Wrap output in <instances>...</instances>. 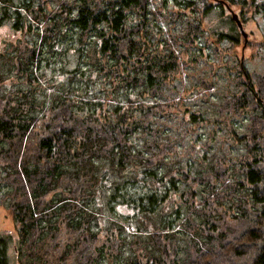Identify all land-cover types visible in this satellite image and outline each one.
I'll return each mask as SVG.
<instances>
[{
  "label": "trees",
  "instance_id": "1",
  "mask_svg": "<svg viewBox=\"0 0 264 264\" xmlns=\"http://www.w3.org/2000/svg\"><path fill=\"white\" fill-rule=\"evenodd\" d=\"M219 1L239 7L242 22L245 11L252 7L255 13L264 14V0ZM10 2L0 0L1 11H8ZM165 4L192 13L186 21L185 13L171 12L170 24L187 25L176 40L160 39L165 29L160 27L162 14L151 7L153 0H78L77 8H65L64 14H58L59 20L43 14L48 33L43 44H48L47 49L54 45V39L48 40L58 22V30L69 26L79 32L77 48L82 59L68 72L67 83L55 84L56 91L45 101H38L34 95L43 84L36 74L40 50L35 43H30L34 47L25 55L23 46L14 55L8 50L0 55L9 66L7 72L18 82L15 85L25 84L9 92L0 86L4 92L0 91V184L5 186V206L19 237L20 264H115L122 246L121 221L129 225L142 211L150 213L145 205L161 203L168 186L176 188L174 182L179 176L186 181L187 170L167 159L174 152L173 143L156 140L167 132L153 123L150 115L155 106L144 105L141 97L154 98L169 84L181 62L175 46H193L194 39L202 34L199 16L215 5L207 0H163L162 9ZM220 4L216 6L220 8ZM19 25L16 18L14 28ZM57 33L66 37L63 31ZM35 34L40 36L38 31ZM218 35L229 43L238 40L236 35ZM238 70L233 79L235 93L218 105V114L239 143L237 161L245 185L239 183L246 188L251 217L223 229L218 222L201 223L204 239L195 233L187 255L171 264H264V78L240 67ZM240 73L244 77L238 78ZM97 83L98 94L94 88ZM121 95L124 103L119 100ZM195 115H190L192 123L199 122ZM238 117L247 120L241 134L234 133L229 125ZM183 123L181 120L187 133L189 127ZM135 134L148 137L140 148L132 140ZM140 181L152 193L136 200L126 186ZM163 185L166 188L157 194ZM100 203L108 211L109 204L114 203L133 213L107 219L109 228L102 242L98 241V221L104 212L98 208ZM184 227L193 230L189 225ZM155 229L140 242L150 253L156 251L165 258L166 240L171 235L157 225ZM3 244L0 240V264H6ZM117 246L111 256L109 251ZM172 246L168 241L167 247ZM141 263L137 255H130L122 264Z\"/></svg>",
  "mask_w": 264,
  "mask_h": 264
},
{
  "label": "rangeland",
  "instance_id": "2",
  "mask_svg": "<svg viewBox=\"0 0 264 264\" xmlns=\"http://www.w3.org/2000/svg\"><path fill=\"white\" fill-rule=\"evenodd\" d=\"M162 1L153 0L151 5L156 12L162 14L159 21L165 33L159 37L168 41L170 38L176 40L183 34L187 25L181 22L170 24L171 12L185 13L186 21L192 17L190 15L192 13L189 10L172 7L173 5L170 4H165L162 9ZM207 2L215 6L209 13L199 16L202 29L200 37L195 38L193 46L187 49L180 43L175 46L181 62L177 72L169 78V84L154 98L149 95L141 97V103L144 105L155 106V110L150 115L153 117V123L156 127H161V130L165 128L167 132L157 136L156 140L173 143L174 152L169 154L167 159L170 158L172 163H179L187 170L186 181L179 176L178 181L174 182L176 188L172 189L170 184L167 196L162 195V201L157 206L149 203L145 205L146 201L141 202L145 205V209H150L151 212L142 211L136 220L127 224L128 226L118 219L122 225L120 234L122 246L115 264L124 263L130 255H137L141 264H171L174 260L177 263L187 255L188 243L195 233L199 232L200 239H204L205 233L202 234L201 223L209 225L212 222H218L219 229H223V227L239 223L245 216L246 220L249 216L251 217V203L245 195L246 188L241 187L239 183L243 178L239 173L240 165L237 161L241 152L239 143L228 133L226 123L218 114V105L223 104L235 93L233 79L239 67L247 73H256L264 78V14L255 13L252 7L245 11V19L242 22L239 7L220 4L219 0H207ZM218 4L221 5L220 8L216 6ZM77 6L78 0H11L8 11L3 12L0 7V55L3 53L5 55L6 50L14 55L17 48L21 46L24 47L22 55H25L34 47L30 44L31 42H34L40 50L39 53L37 52L40 60L37 63L36 74L38 78L40 75L43 84L35 90L34 95L38 101L49 99L57 89L55 84L60 82L66 84L68 72L73 71L82 60L78 57L77 48L79 32L69 26L65 28L61 26L62 28L58 30L55 27L59 25L58 22L56 24L51 21L55 23V26L51 28L52 35L48 41L54 39L52 41L54 45L47 49L48 44H43V37L48 36L45 32L47 24L42 21V16L43 14L54 15L53 20L56 21L60 19L58 14L65 13V8L75 9ZM228 9L238 16L246 34L245 39L239 33L235 23L231 21ZM198 15L199 13L194 14L196 17ZM33 17L40 21H35ZM16 18L20 23L17 29L14 28ZM29 25L30 29H28ZM36 31L40 33V36H36ZM58 31L59 33L63 31V35L66 33V37L62 38ZM218 33L236 35L238 40L236 43H229L224 37L220 38ZM8 69L9 66H6L0 58L1 89L9 88L6 90L9 92L25 87L23 83L20 87L15 85L18 82L10 76ZM239 76L244 77V74H237L238 78ZM94 88L95 93L98 94L99 83ZM1 89L0 91L4 93ZM119 100L124 103L122 95ZM191 113L197 114L195 117H199V122H191ZM181 120L184 121V126L189 127L187 133H184L180 124ZM229 125L234 133L241 134L246 128L247 120L243 117L233 118ZM180 135L182 138L178 140ZM145 138L148 139L146 135L135 134L132 140L140 148L144 145ZM156 151L159 154V149ZM241 184L245 185L243 181ZM145 185H141L140 181L135 186H126V190L134 199L139 200L141 197L143 199L152 193L151 188ZM4 187L0 184V240L4 243L6 264H20L19 237L12 214L5 206ZM165 188L164 185L160 187L157 194ZM99 205L98 208L104 211L98 221L100 231L98 241L102 242L106 237L104 231L109 228L107 222L113 219L114 214L132 216L133 213L121 204H109L112 212L108 211L102 203ZM187 207L193 208L194 211L189 212ZM205 218L206 221H204ZM138 221H143L144 224L141 225ZM156 225L168 231L169 235L174 234L172 238L170 236L166 240L168 253L165 258L156 251L150 253L147 251L148 246L140 242L142 237L156 231ZM184 225L191 226L195 232L187 230ZM168 241L173 244L170 249L167 247ZM117 249L118 246L112 248L109 254L114 256Z\"/></svg>",
  "mask_w": 264,
  "mask_h": 264
},
{
  "label": "water",
  "instance_id": "3",
  "mask_svg": "<svg viewBox=\"0 0 264 264\" xmlns=\"http://www.w3.org/2000/svg\"><path fill=\"white\" fill-rule=\"evenodd\" d=\"M229 10V9H228ZM230 11V10H229ZM230 15H231V21L233 23H235L239 33L243 36V38L245 39L246 38V34L244 33L243 29H242V25H241V22L240 20L238 19V16L236 14H234L233 12L230 11Z\"/></svg>",
  "mask_w": 264,
  "mask_h": 264
}]
</instances>
